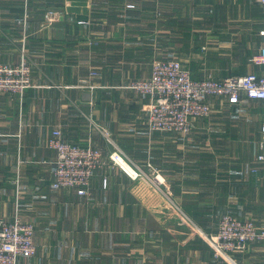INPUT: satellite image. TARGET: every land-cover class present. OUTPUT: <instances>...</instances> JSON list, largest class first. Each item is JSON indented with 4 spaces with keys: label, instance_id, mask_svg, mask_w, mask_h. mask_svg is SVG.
Returning a JSON list of instances; mask_svg holds the SVG:
<instances>
[{
    "label": "crops",
    "instance_id": "obj_1",
    "mask_svg": "<svg viewBox=\"0 0 264 264\" xmlns=\"http://www.w3.org/2000/svg\"><path fill=\"white\" fill-rule=\"evenodd\" d=\"M49 9L64 17L47 25ZM86 19L93 23L75 22ZM263 27L258 0H0V62L25 55L34 82L21 99L0 92V218L18 213L36 229V254L18 264H264V242L235 253L236 262L212 246L223 214L264 220V102L211 98L212 114L177 139L151 132L149 97L124 86L149 78L156 49L177 59L194 44L216 54L207 66L185 65L196 79L262 73L250 58ZM55 129L65 141L106 155L118 146L152 164L159 185L106 168L90 194L54 188Z\"/></svg>",
    "mask_w": 264,
    "mask_h": 264
},
{
    "label": "built area",
    "instance_id": "obj_2",
    "mask_svg": "<svg viewBox=\"0 0 264 264\" xmlns=\"http://www.w3.org/2000/svg\"><path fill=\"white\" fill-rule=\"evenodd\" d=\"M258 1L264 7V0ZM127 7L136 6L127 4ZM54 13L46 12L45 20L48 18V21L52 22ZM78 23L86 24V21L78 20ZM260 35L263 44L256 58L263 66L262 73L252 72L244 76L199 81L194 80L176 59L156 61L153 65L156 81H146L139 86L146 89L142 92L157 98L159 95L163 100L161 105L159 102L150 112V129L167 132L188 131L190 117L205 118L212 114L210 97L223 96L229 104L234 105L240 102L244 93L249 99L264 102V27L260 30ZM28 61L24 55L17 66L0 65V90L23 95L26 89L33 87L32 67ZM168 102L175 103L171 107ZM261 132L264 139V121ZM48 145L57 154L52 182V186L57 189L76 188L79 194H90L94 174L109 167L122 170L132 180L146 175L140 165L132 162L122 149H115L106 155L102 149L92 145L81 146L65 141L60 129L53 130ZM261 148H264V140ZM257 162L264 164V150L257 156ZM253 171L256 172L257 168ZM108 184L109 178L103 177V186L107 188ZM35 230V226L24 221L18 213L13 219L0 218V264H18L20 258L34 256L37 252ZM256 241H264V223L259 225L255 221L240 220L232 216V213H227L219 220L213 245L216 255L227 258V251L245 249L249 243ZM229 259L231 260L230 257Z\"/></svg>",
    "mask_w": 264,
    "mask_h": 264
},
{
    "label": "rangeland",
    "instance_id": "obj_3",
    "mask_svg": "<svg viewBox=\"0 0 264 264\" xmlns=\"http://www.w3.org/2000/svg\"><path fill=\"white\" fill-rule=\"evenodd\" d=\"M49 11H54L55 13H54V16H53V21L52 22H49L48 21V18L45 20V22H46V24L47 25H51V24H53L56 20H58L59 18H60V16L61 17H64V14L61 12V11H55V10H53V9H49V10H47L46 12H49ZM71 20H73V18L71 17ZM86 21V24L84 23V24H80V25H91L93 22H92V20L91 19H86L85 20ZM76 23H78V20H76L75 21ZM79 24V23H78ZM159 26V24H157V27ZM191 39V38H190ZM91 43H97V40L95 39V40H91L90 41ZM158 39L156 38V37H153V40H152V43L154 44V43H156L157 45H158ZM195 45V47L194 48H197L198 46H200L199 47V50H195L196 52H194V53H192L193 51H189L190 53H186V54H184V57L183 58H181V57H178L176 60H178V61H180V64H181V66H182V68L184 69V70H186L187 72H189V74H190V76H192V78L194 79V80H199V81H204V79H208V78H213V79H217V80H220V79H225V78H228V77H231V76H236V75H230V76H222V77H216V76H214V74L212 73V72H210L208 75H206L204 78H202V79H196V78H194L193 77V73L190 71V69L189 68H187L185 65H187V64H196V63H205V65H202V66H207L208 65V59H209V57L210 58H212L214 55H216V54H213V53H207V48H208V44H204V45H197V44H194ZM183 48H185V49H187L188 47L186 46V44H184V46H183ZM154 53H153V56H154V58H152V64H151V74H150V76H149V78H146V79H141V78H137V79H134V80H131V81H129L128 82V84L127 85H124L125 86V88H128V89H131V90H133V91H135V92H137V93H140V94H143V95H146V96H148L149 97V99H150V101H149V103H148V107H147V110H148V128H149V130L151 131V132H155V130H151L150 129V122H149V120H150V112H151V110L153 109V108H155L156 106H158V104H159V102H160V105L162 104V102H163V100H162V98L159 96V95H157L158 96V98L157 97H152V95L151 94H149V93H144V92H142V90H146V89H142V88H140L139 86H140V84L141 83H144V82H146V81H149V82H154V81H156V77H154V74H153V69H154V63L156 62V61H158V60H166V61H171V60H173V58H176V57H174V56H172V54H168V55H170V56H168L167 55V58L166 59H161V57H160V54H159V51H158V49H156V51H153ZM258 54L259 53H256V54H254L251 58H250V64L252 65H254V64H260L259 62H258V58H256L257 56H258ZM23 58V57H22ZM257 60H256V59ZM201 60H203V61H201ZM29 63H30V61H28ZM19 63H21V60L18 62V63H3V62H0V65H8L9 67H12V66H17V65H19ZM248 63V64H249ZM246 64L247 63H244L243 62V64H241V66L242 67H244V66H246ZM222 70H224V69H222ZM238 70V69H237ZM236 70V71H237ZM249 71V70H248ZM98 71H96V72H92L91 74L92 75H95V76H98V75H100L99 73H97ZM252 72H254V71H252ZM252 72H248V73H246V74H242V76H244V75H248V74H250V73H252ZM32 73H33V69H32ZM234 73V72H233ZM151 78V80H148V79H150ZM32 81H33V76H32ZM32 85H34V82H32ZM28 89H26L25 91H24V94H25V92L27 91ZM0 92L1 93H7V94H10V95H14V96H18L20 99H21V97H23L24 96V94L23 95H20V94H13V93H10V92H4L3 90H0ZM217 97H220V98H224L223 96H215V97H212V98H217ZM257 101H262V100H257ZM209 102L211 103V97L209 98ZM169 104H170V106L171 107H173V104L175 103V102H173V103H170V102H168ZM172 104V105H171ZM159 105V106H160ZM211 105H212V103H211ZM256 105V104H255ZM212 107V106H211ZM212 112V111H211ZM206 118H208V117H205V118H202V117H190L189 118V130L188 131H186V132H167V131H162V130H158V132H167V133H170V135L171 136H177L176 138L177 139H179V138H181V139H183V138H188L191 134H192V132H193V127H194V124H193V122L194 121H198V119H202V120H206ZM262 125H263V122H262ZM261 125V126H262ZM102 131H104L103 129H102ZM157 131V130H156ZM48 144H49V141H48ZM73 144H77V145H81V146H87V144L86 145H83V144H79V143H73ZM88 145H91V144H88ZM93 146V145H92ZM95 147V146H94ZM115 149H119V147L118 146H116L113 150H115ZM112 150V151H113ZM111 151V152H112ZM109 154H110V152H109ZM57 155V154H56ZM109 167V166H108ZM140 167L142 168V170H143V172L147 175H145V176H142V177H140V178H138V179H136V180H139V179H142V178H145V179H148V181H153V183L155 184V182L157 183V186L159 185L158 184V176L159 175H157V174H154V175H151V174H153V173H157V169L155 168V167H153L152 166V164H150V163H148L146 166H141L140 165ZM104 169H106V168H104ZM104 169H101V170H104ZM108 169H113V168H108ZM99 171V170H98ZM105 177V176H104ZM224 215V214H223ZM222 215V216H223ZM221 216V217H222ZM232 216H234V217H236V218H238V219H240V220H246V221H248V220H250V221H255V222H257V224H259V225H262L263 223H264V220H263V218H259V217H254V218H252V217H246V218H242V217H240L238 214H235V213H232ZM220 217V218H221ZM220 218H219V220H220ZM218 225H219V221H218ZM216 237H217V233H216V236H215V239H216ZM256 242H264V241H256ZM254 242H251V243H249L248 245H247V247L245 248V249H242V248H239V249H233V250H229V251H227L226 253V257L227 258H231V260H232V262H236V260H235V258H234V254L235 253H237V252H242V251H245L248 247H250L251 246V244H253ZM213 246V248H214V245H212ZM216 252V250L214 251V253ZM219 256V255H218Z\"/></svg>",
    "mask_w": 264,
    "mask_h": 264
}]
</instances>
